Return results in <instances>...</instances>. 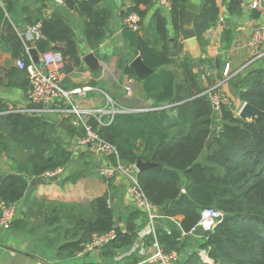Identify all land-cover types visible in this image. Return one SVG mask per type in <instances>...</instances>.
<instances>
[{
  "label": "trees",
  "instance_id": "1",
  "mask_svg": "<svg viewBox=\"0 0 264 264\" xmlns=\"http://www.w3.org/2000/svg\"><path fill=\"white\" fill-rule=\"evenodd\" d=\"M102 1L66 0L65 3L85 19L84 35L93 48L105 38L111 16L107 9L99 8ZM131 1L130 11L142 18L144 12L139 7L149 6L153 0ZM0 2L9 13L6 0ZM224 2L229 15L241 16V0ZM171 4L172 27L178 35L183 30V12L188 0H171ZM201 5L193 26L199 43L203 34L215 24L219 13L216 0H202ZM3 8L0 7V19L4 17ZM251 14L255 19L260 16L257 12ZM155 22L156 34L165 49L158 51L149 40L138 35H135V42L145 66L156 71L142 82L147 97L156 106L147 107L151 110L145 112L117 114L112 123L103 127L92 118L88 122L101 139L116 146L122 166L136 165L138 159L158 165L138 172L137 182L157 209L158 220L164 223L155 230L162 251H175L180 255L188 246L193 249L176 264H204L199 250H205L213 264H264V120L242 121L227 99V103L220 104L219 112L215 111L209 98L203 95L206 88L201 87V73L195 76L192 71V59L182 56L176 65L167 51L165 20L157 13ZM40 29L44 39L34 43L39 54L59 51L67 72L80 65L73 33L62 18L52 15L42 19ZM224 36L229 42L228 34ZM177 37L172 44L173 55L181 52ZM7 42L13 57L22 58L27 65L29 57L14 31L9 30ZM167 66H177L179 74L164 69ZM206 67H213L210 61L206 62ZM124 72L138 81L130 67ZM11 75L23 80V88H29L25 71L15 68ZM227 85L242 105L247 103L264 111V57L231 78ZM165 105L171 106L164 108ZM5 111L7 109L0 104V149L8 153L13 146L24 157L16 173L0 177V201L9 206L30 196L31 193L26 195L25 192L33 181L45 180L47 173H55L69 165V141H63V135L66 139L84 136L77 126L63 129L43 116L2 114ZM213 129L217 130L215 136ZM208 140L210 144L206 147ZM106 202V197L95 200L96 210L92 209L91 217L83 214L79 222L81 237L62 246L61 251L73 255L83 250L92 234L113 230L115 215ZM210 208L226 218L199 238L200 241L195 239L194 245L189 243L190 238L194 239L189 233L197 225L201 212ZM136 217V214L130 215L124 231L101 248L103 253L115 256L118 250L134 245ZM182 233L185 234L183 238ZM147 239L153 242L151 235Z\"/></svg>",
  "mask_w": 264,
  "mask_h": 264
},
{
  "label": "crops",
  "instance_id": "2",
  "mask_svg": "<svg viewBox=\"0 0 264 264\" xmlns=\"http://www.w3.org/2000/svg\"><path fill=\"white\" fill-rule=\"evenodd\" d=\"M216 2L219 8L218 18H224L225 23L221 26L216 21L203 34L202 41H198L196 52L202 61L199 70L201 76L208 73L205 81L201 79L203 88L219 81L226 64L230 65L232 72L239 69L248 59L249 51L245 44L254 28L264 27V13L255 19L252 12L243 9L240 17L231 16L224 0ZM6 3L10 7L9 13L0 2V7L4 10V17L0 19V104L7 110H19L29 104L27 86L23 88V80L11 75V71L17 69V58H14L10 51L8 32L10 30L16 34L24 33L25 27L31 22L40 23L42 19L52 15L62 18L70 27L80 61L78 67L73 66L68 72L63 68L60 87L68 93L76 89H91L84 96H71L73 103L81 108L104 107L105 95L126 111L149 107L147 101L150 98L147 97L142 82L128 77L124 69L130 67V63L140 56L136 49L135 35L149 40L151 46L158 51L165 49L155 30L157 13L166 23L169 58L177 65L182 56L187 55L192 60L195 56L184 45L181 32L176 35L170 11L160 7L155 0L149 6L139 7L144 16L140 17V29L137 33L131 32L124 22L133 8L131 0H103L99 8L107 9L111 16L105 38L96 48L90 46L85 38V19L67 4L54 5L50 0H6ZM189 3L197 5L200 11L202 0H188ZM226 22L229 24L226 25ZM225 33L230 38L229 42L225 41ZM176 36L181 45V52L173 55L172 44ZM34 43L29 40L23 43L29 61L31 57L28 51L34 48ZM88 53H92L98 60L99 69L96 72L91 71L83 62V57ZM37 54L40 56L38 52ZM207 61L212 64L211 69L206 67ZM164 69L172 71L174 75L179 74L177 66H167ZM180 80L179 77L178 81ZM132 81L131 91L126 92L125 87ZM219 94L234 101L236 107V101L239 100L234 98L229 85L222 86ZM152 106L156 104L153 102ZM170 106L165 105L164 108ZM45 118L57 123V126L61 121L67 125L66 128L74 126L71 118ZM68 141L71 152L69 165L54 173L52 177H57L55 181L45 178L33 188L30 196L15 204L17 216L9 229L0 227V264H156L146 262L155 253L156 248L154 242L147 241L149 226L146 214L137 209L127 193L130 182L122 175H117L114 179L102 178L100 169L114 165L115 162L100 154L92 145L82 144L78 138L74 137ZM17 150L13 146L8 153L0 149L1 178L16 173L17 167L23 162L24 157ZM101 197H106L107 207L113 211L115 222L119 221L121 232L124 231L130 215H137V237L134 245L127 250H118L115 256H108L101 249L83 255L79 254L80 251L73 255L61 251L62 246L76 242L81 237L79 222L82 215L91 217L92 209L96 210V207H93L95 200ZM163 225V222L156 221L155 230ZM195 239L196 242L200 241L198 237H194L193 245L196 243ZM185 255L180 254V259Z\"/></svg>",
  "mask_w": 264,
  "mask_h": 264
},
{
  "label": "built area",
  "instance_id": "3",
  "mask_svg": "<svg viewBox=\"0 0 264 264\" xmlns=\"http://www.w3.org/2000/svg\"><path fill=\"white\" fill-rule=\"evenodd\" d=\"M160 7L170 11L172 4L171 0H155ZM54 5H64L66 0H50ZM241 8L247 9L250 12L264 13V0H241ZM50 17V16H49ZM141 18L135 11H131L125 19V26L134 33L140 29ZM217 22L223 26L224 18L219 17ZM20 40L25 43V40L36 42L43 40L44 36L40 29V23L29 24L25 27L24 33H17ZM249 51L248 59L241 67L234 72L231 71L229 64H226L222 76L219 81L209 85L203 92L206 95L213 109L219 112V106L222 103H227V100L219 94V89L226 85L227 82L243 71L250 64L264 57V27H255L251 36L245 44ZM16 67L19 70L25 71L26 79L28 80L27 101L28 103L41 104V109H30L28 107L19 110H7L2 114H23L29 116H57L61 118L73 119L74 126L79 127L83 132V138L78 139L82 144L92 145L100 154L107 158L115 159V164L101 168L99 174L104 179H114L117 175L124 176L129 182L127 193L133 199L138 210L145 213L148 219L149 232L156 248V251L151 255L146 262L156 264H176L180 260V255L172 251L164 253L156 241V231L154 223L159 219L157 209L150 203L145 194L142 192L137 182V168L135 165L124 167L119 163L118 151L115 145L101 139L92 125L89 124V118H92L100 127L109 125L114 120L117 114L140 113L151 109H140L135 111H126L120 109L116 103L107 95H105V105L102 108H81L73 103L72 95L84 96L90 88L76 89L70 93L64 91L59 84L62 70L64 68V58L59 51L49 50L39 56V63L34 64L32 60L27 65L22 58L16 60ZM208 73L201 76L205 81ZM130 82L126 87V92L131 91ZM153 110V109H152ZM239 112V111H238ZM238 114V113H237ZM54 173H47L46 178H50ZM184 192V191H183ZM17 216L15 205L6 206L0 201V227L9 229ZM223 214L210 208L205 209L200 214V219L189 233L200 227L204 233L211 232L216 225L222 222ZM174 223L176 220L171 219ZM177 224V223H176ZM177 226H179L177 224ZM116 237L114 230L103 234H92L90 241L84 246L79 254L91 253L95 250H100L107 244L111 243ZM182 238L185 234L182 233ZM198 255L204 264H213L209 259L208 253L205 250H199Z\"/></svg>",
  "mask_w": 264,
  "mask_h": 264
},
{
  "label": "water",
  "instance_id": "4",
  "mask_svg": "<svg viewBox=\"0 0 264 264\" xmlns=\"http://www.w3.org/2000/svg\"><path fill=\"white\" fill-rule=\"evenodd\" d=\"M199 8L197 5L189 3L183 12V19H182V24H183V30H182V37L184 38V45L189 49V51L194 54L193 60H192V71L195 76L198 75L199 70H200V64H201V57L196 52L198 51V40L197 37L195 36V32L193 29L194 22L196 18L199 16L198 14ZM229 23L226 22V25ZM28 54L31 57V60L33 61L34 64L39 63V55L37 54V51L35 48H31L28 51ZM83 62L85 65L93 72L98 71L99 69V63L97 58L92 54L88 53L83 57ZM130 68L133 70V73L136 77V79L140 82L145 81L147 78H149L152 74H154L155 70L149 69L145 66L143 63V60L141 59L140 56H137L131 63H130ZM148 106H152L153 101L149 99L147 101ZM28 108L30 109H41L43 106L41 104H36V103H29ZM237 117L241 119L242 121H247V122H253L255 120H264V111H261L255 107H253L250 104H243L241 109L239 110ZM59 127H62L63 129L66 128L67 125L63 121H61L58 125ZM217 130L213 129L212 135H216ZM210 144V140L207 141L206 147ZM136 168L138 172H141L145 169L148 168H155L158 165L151 163L149 161L147 162H142L141 159L137 160L136 163ZM57 177H52L49 178V181H55ZM44 179H39L33 181L27 188L25 194L28 195L32 192L33 188L40 182H43ZM226 217L223 216L222 220H224ZM116 236L121 234V230L119 229V221L115 222L114 228H113ZM205 233L202 231L200 227L196 228L192 232V236L198 237V238H203Z\"/></svg>",
  "mask_w": 264,
  "mask_h": 264
},
{
  "label": "rangeland",
  "instance_id": "5",
  "mask_svg": "<svg viewBox=\"0 0 264 264\" xmlns=\"http://www.w3.org/2000/svg\"><path fill=\"white\" fill-rule=\"evenodd\" d=\"M221 97H223V98H225L224 97V95H220ZM229 101H231V100H229ZM232 103L234 102V101H231ZM236 107L234 106V104H233V112H234V114L237 116V113H238V111L241 109V107H242V103L241 102H239V101H236ZM62 138L64 139L63 141H65V142H67L68 141V139H66V137L63 135L62 136ZM67 147L69 148V144L67 145ZM18 152H20L19 150H17ZM22 154V153H21ZM23 155V154H22ZM189 241V243L190 242H192V241H194V239H192V238H190V240H188ZM191 252H193V249L191 248V247H187L186 249H185V251H184V253L183 254H190Z\"/></svg>",
  "mask_w": 264,
  "mask_h": 264
}]
</instances>
